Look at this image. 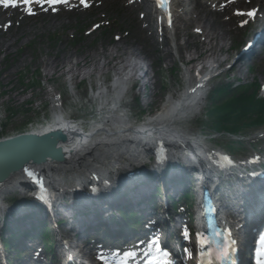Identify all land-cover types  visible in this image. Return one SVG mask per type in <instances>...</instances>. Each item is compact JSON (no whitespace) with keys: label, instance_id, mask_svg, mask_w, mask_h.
<instances>
[{"label":"rangeland","instance_id":"obj_1","mask_svg":"<svg viewBox=\"0 0 264 264\" xmlns=\"http://www.w3.org/2000/svg\"><path fill=\"white\" fill-rule=\"evenodd\" d=\"M97 2L95 0L92 8L82 11L64 7L55 13L38 12L31 17H18V14H13L18 17V21L14 22V19H11V27H8L10 26L8 23H3L4 19L0 20V101L5 103L11 115L8 125L10 133L25 130L26 122L34 116L31 109L23 107L22 104L29 92H33L32 97H35L37 104H42L49 96L48 91L59 90L66 93L65 89L70 91L68 84L73 80L90 81L93 77L97 79L98 73L101 72L99 67L103 68L104 73H110L116 66L131 61V56L137 59L144 58V54L136 46L139 36L135 22L143 17L142 9L134 11L129 9L126 5L128 0H119L118 3L105 0L96 6ZM251 7L253 4L249 0H244L231 6L230 10L231 12L247 10ZM177 12H180L179 8ZM234 19L230 20L232 24H235ZM251 20L250 24H253ZM96 22L100 24L98 27L95 25ZM237 22L241 24L244 18L238 19ZM151 25L156 28L153 21ZM93 26L95 27L91 32L87 33ZM238 31H241L240 35L237 34ZM114 34L119 35V38L114 40L112 38ZM244 34L246 33L242 29L231 27L227 35L219 40L212 53L218 58L225 56L232 58L233 54L238 52ZM228 36L233 39L230 40ZM119 40H122V43L117 42L120 44L118 47L113 45V42ZM182 42L183 38L177 41ZM230 46L232 47L227 52L219 51L220 48L226 49ZM166 50L170 54L169 57L164 56L159 50L156 53H149L155 54L152 60L157 62V67L162 64L167 69L162 76H158L153 87L146 88L147 97H144L146 105L143 108L145 111L162 107L166 97L181 84L184 59L180 58L176 45ZM202 51L203 48L198 46L196 49L191 47L185 53L188 57ZM259 55L249 71L248 80L264 79V49H261ZM71 65H74L73 70L70 69ZM247 65L246 60L245 67ZM245 67L240 71L234 70L233 74H239ZM220 79L227 78L222 76L217 80ZM87 85L88 83H85L84 88ZM81 90L83 94V88ZM200 126L196 127L198 131H202ZM205 129H208V125H205Z\"/></svg>","mask_w":264,"mask_h":264},{"label":"bare ground","instance_id":"obj_2","mask_svg":"<svg viewBox=\"0 0 264 264\" xmlns=\"http://www.w3.org/2000/svg\"><path fill=\"white\" fill-rule=\"evenodd\" d=\"M145 1L146 0H137L134 4V8L136 9V8L141 7L143 9H145L146 14H145V20L144 21H148V19L151 18V16H150L151 12H150L148 4H146ZM175 1L176 0H174V2ZM178 3L183 5V15L182 16L179 15V17H177V21L181 20L182 22H184V25L183 26L177 25V34L179 35L183 31V28H185V27L189 26V24L195 22L198 24V27L200 28V31H198V34L200 37L199 42L201 43L202 46L208 47V49L211 51L213 49L214 38L225 37V32L230 28L229 21L225 18L223 10L221 8H218V7H208L207 8L206 6H204L205 4L199 0H179ZM260 11H261V9H260V7H258L256 15H258L260 13ZM184 14H187V15H184ZM51 22L53 23V21H49V23H51ZM166 27H169V25H166ZM146 38L148 39V42L151 43L153 45V47H155V36L152 34V32H150L148 35H146ZM187 44H189V42H187ZM119 45L120 44L115 43L116 47H118ZM133 49L134 48H132V50ZM165 53H166V51H165ZM180 55H182V51H181ZM233 64H234V66H236L238 68L241 67V64H242L241 57L240 56L237 57L235 59V63H233ZM73 66L74 65H71V67H70L71 70H73ZM118 78H122V75H120ZM120 81L117 80V82H120ZM149 81H150V77H148V82ZM194 95H195V93L190 97V100L195 99ZM167 118L171 119V117H167ZM123 119H124V122L126 124L122 123V126H126V127L117 129L118 125H115L114 127L116 130L114 129V127H112L111 129L107 130L106 134L119 136L120 132H122V131L128 132L129 130H133V131L137 132L140 136L153 134L154 136L157 137L159 135L161 136V134H162V136L165 137L166 135H171L173 138L178 137L179 141H181L183 143L182 144L180 142L179 145L182 147H185L186 151L189 152L192 157L194 156L195 158H200L201 154H198L197 152L199 151V148L201 146H199V144L196 143V141H194L195 140L194 138L190 137V133L185 128L183 129L180 126L171 123L168 119L165 118V121H159L157 117L148 118L143 124L139 123V125L136 124V122L132 121L130 118L128 119L127 117H124ZM55 128L59 129L56 126H53L51 129L54 131ZM53 131H49V132L52 133ZM54 132H56V131H54ZM72 134L73 135L71 138H73V136L76 137L77 135H79L80 137L83 136L81 133H76L73 131H72ZM83 139H84V137L72 140L70 142V144H68L69 142L62 141L60 143V147L62 148V145H63V148H65V149H73L76 142L79 144L81 142V140H83ZM103 141H104V138L103 139L101 138L97 141L96 138L91 137L87 141L86 145L90 144L93 148H95L98 145H101L100 143ZM144 145H145V147H144ZM144 145L143 144L139 145V143H137V141H130L128 143L127 142L124 143L120 149L121 150H124V149L128 150L131 147H133V150L138 149L141 153V151H143V152L146 151L145 148L149 150V147H150L149 143H145ZM80 146H82V145H80ZM161 148H164V147H160V148L158 147L159 150H161ZM107 153L110 155L109 152H107ZM43 163H44L45 168L49 169V173L51 175H53L55 178L61 172V168H63V165L59 162L43 161ZM229 168L231 170L237 169V167L234 166L233 164H230ZM61 206L66 207L67 204L61 202ZM154 214H156V213L154 212ZM176 215H177V211H171L169 217L174 219ZM166 222H167V219L160 217V216H157V220L154 223V226L155 227H163V225H165Z\"/></svg>","mask_w":264,"mask_h":264},{"label":"water","instance_id":"obj_3","mask_svg":"<svg viewBox=\"0 0 264 264\" xmlns=\"http://www.w3.org/2000/svg\"><path fill=\"white\" fill-rule=\"evenodd\" d=\"M43 156L59 159L57 149L40 136H22L11 143H0V176L9 177L27 161L39 160Z\"/></svg>","mask_w":264,"mask_h":264},{"label":"snow or ice","instance_id":"obj_4","mask_svg":"<svg viewBox=\"0 0 264 264\" xmlns=\"http://www.w3.org/2000/svg\"><path fill=\"white\" fill-rule=\"evenodd\" d=\"M36 3H47V4H52L54 5L57 2H61V3H67V0H35ZM18 3H23V5L25 6V11L27 12V14L29 15H34L35 13L32 10L31 4L33 3V0H0V4H3L4 7H16L18 5ZM81 3H85V0H81ZM157 5L161 8H165V0H157ZM85 6H87L85 4ZM165 11L167 12V9L165 8ZM254 9L252 11H249L247 13V15L251 16L254 13ZM169 27H171V17L169 14ZM197 31H199V29H197ZM184 235L187 237L188 235V231L187 228L184 229ZM201 242L203 243H207V241H204L203 238H201ZM262 242H264V237H262ZM231 244H235V241H231ZM223 255H226V250L222 253ZM165 256L168 255V253H164ZM209 255H211V253H209ZM164 264H167V261L164 262ZM209 264H211V262H209ZM258 264H264V259H261L258 261Z\"/></svg>","mask_w":264,"mask_h":264},{"label":"trees","instance_id":"obj_5","mask_svg":"<svg viewBox=\"0 0 264 264\" xmlns=\"http://www.w3.org/2000/svg\"><path fill=\"white\" fill-rule=\"evenodd\" d=\"M252 103L245 98H240L237 103V111L235 112L234 115H236L237 113H242L243 114V110L247 109L246 107L250 106Z\"/></svg>","mask_w":264,"mask_h":264}]
</instances>
